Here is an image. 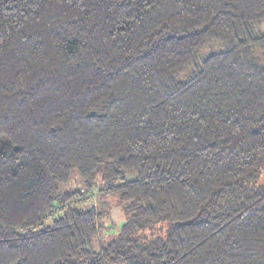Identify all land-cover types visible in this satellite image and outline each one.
Masks as SVG:
<instances>
[{
  "label": "trees",
  "instance_id": "obj_1",
  "mask_svg": "<svg viewBox=\"0 0 264 264\" xmlns=\"http://www.w3.org/2000/svg\"><path fill=\"white\" fill-rule=\"evenodd\" d=\"M0 264H264V0H0Z\"/></svg>",
  "mask_w": 264,
  "mask_h": 264
},
{
  "label": "rangeland",
  "instance_id": "obj_2",
  "mask_svg": "<svg viewBox=\"0 0 264 264\" xmlns=\"http://www.w3.org/2000/svg\"><path fill=\"white\" fill-rule=\"evenodd\" d=\"M83 183L80 179L73 180L68 186L64 187V190H76L83 189ZM84 192V196L81 197V200H77L76 205L89 209L90 207H94L96 211H103L104 215L102 222L104 229L103 232L100 233V238L96 239V243L103 242V239L111 240L115 237L116 232L121 228V226L125 223L126 218L121 213V210L117 209L118 200L115 198H107L101 196L98 191L91 190L90 192Z\"/></svg>",
  "mask_w": 264,
  "mask_h": 264
}]
</instances>
